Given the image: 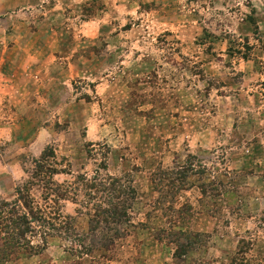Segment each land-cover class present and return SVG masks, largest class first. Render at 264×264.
<instances>
[{
    "label": "rangeland",
    "instance_id": "374dc122",
    "mask_svg": "<svg viewBox=\"0 0 264 264\" xmlns=\"http://www.w3.org/2000/svg\"><path fill=\"white\" fill-rule=\"evenodd\" d=\"M72 15L61 84L0 79V200L36 182L32 204H52L29 178L43 151L69 190L106 155L134 199L126 222L91 225L69 195L55 212L72 229L33 225L43 251L4 264H264V0H84Z\"/></svg>",
    "mask_w": 264,
    "mask_h": 264
},
{
    "label": "trees",
    "instance_id": "16d2710c",
    "mask_svg": "<svg viewBox=\"0 0 264 264\" xmlns=\"http://www.w3.org/2000/svg\"><path fill=\"white\" fill-rule=\"evenodd\" d=\"M105 159L106 155H103L100 165L92 171L91 176L77 175L74 187H71L72 190H69L68 186L63 188L52 182V175L57 173L54 166L58 164L55 163L53 154L47 155L43 151L38 159H33L29 178L42 184L43 199L47 200L48 197H52L50 200L52 204H47L43 208L32 204L33 201L28 192L33 184H37L36 182H27L24 189H15L22 203L17 197L11 201L0 200V264L16 257L20 251L28 254L43 251L44 245L32 246L29 241L25 240V235L32 236L34 233L33 225L43 228L46 226L55 231L62 228L72 229L74 219L70 216L62 217L55 212L59 207V202L68 200L69 195L77 196L80 192L84 196L85 205H90V208L84 207V214L89 217L91 225H118L126 222L129 202L134 199V194L127 181L120 187L118 186L119 179L106 174ZM52 162L54 165L51 164ZM49 185L52 187H48ZM71 199L75 201V197ZM239 243L243 246L244 241L240 240ZM80 249L79 254H86L90 251L89 246H81Z\"/></svg>",
    "mask_w": 264,
    "mask_h": 264
},
{
    "label": "crops",
    "instance_id": "0c3cea01",
    "mask_svg": "<svg viewBox=\"0 0 264 264\" xmlns=\"http://www.w3.org/2000/svg\"><path fill=\"white\" fill-rule=\"evenodd\" d=\"M81 1L84 0H52L41 7L42 15L28 21L23 18L16 19L10 12L37 5L35 0H0V79H11L9 72L14 71L22 80L25 79L23 74L19 76L22 72L33 75L30 82L40 86L55 85V82L61 84L70 74L68 70L62 74L65 59L62 56H68L75 51L72 41L75 18L72 14ZM91 23L85 21L82 28L80 26L81 36L89 35L88 27ZM13 80L12 85H15L17 80ZM1 94L6 95L9 92L6 88H1Z\"/></svg>",
    "mask_w": 264,
    "mask_h": 264
}]
</instances>
